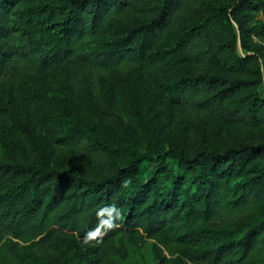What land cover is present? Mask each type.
Instances as JSON below:
<instances>
[{
  "label": "trees",
  "instance_id": "obj_1",
  "mask_svg": "<svg viewBox=\"0 0 264 264\" xmlns=\"http://www.w3.org/2000/svg\"><path fill=\"white\" fill-rule=\"evenodd\" d=\"M254 33L264 0H0L1 261L55 264L41 242L75 234L151 241L155 264H264ZM129 81L141 139L111 142Z\"/></svg>",
  "mask_w": 264,
  "mask_h": 264
},
{
  "label": "rangeland",
  "instance_id": "obj_2",
  "mask_svg": "<svg viewBox=\"0 0 264 264\" xmlns=\"http://www.w3.org/2000/svg\"><path fill=\"white\" fill-rule=\"evenodd\" d=\"M261 18V16H259ZM234 25V34L236 41V52L239 57H244L247 54H251V51H247L242 48L239 39V33L237 26ZM225 39V38H224ZM252 39L257 45L264 43L255 37V33L252 35ZM259 66L262 70L264 77V62L259 59ZM168 70L170 68H167ZM172 71V70H171ZM170 71V72H171ZM58 82L57 80H55ZM59 90L62 91V87L58 86ZM104 87L109 88V82L104 74H100L98 80L94 86V94L98 95L101 93L100 89ZM55 89V87L53 86ZM137 90L134 87L132 81L124 82L119 92L112 93L111 101L114 105L112 112L116 120H120V124L116 129H113L112 125H107L108 129L101 133L103 137L111 142L118 143L120 140L125 143H135L137 139H141V135L134 129V120L136 119L134 103H138V98L135 95ZM64 92V91H62ZM61 93V92H60ZM259 96L264 98V83L258 88ZM149 106L145 102L143 108ZM146 109V108H145ZM114 118H111L113 121ZM56 118H54V121ZM55 161L61 166L66 167L69 165L70 158L60 154ZM124 235H118L115 241L110 244L109 248L101 249L98 244L93 243L91 240H82L76 237L75 234H65L52 237L49 240L41 242V245L53 243L54 246H58L60 249L53 250L50 252V256L55 264H155L157 255H155L154 247L151 241L144 240L143 242L125 239ZM39 241V238L36 239ZM27 244L19 243L21 248L26 247ZM33 250L37 251L41 246H32ZM61 255V258L56 256ZM163 255L167 256V252L163 250ZM41 264H47L46 261H41ZM0 264H4L0 259ZM174 264V263H170ZM184 264H192L184 260Z\"/></svg>",
  "mask_w": 264,
  "mask_h": 264
}]
</instances>
